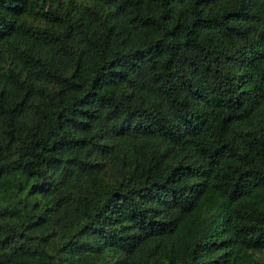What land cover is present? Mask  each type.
I'll list each match as a JSON object with an SVG mask.
<instances>
[{
    "label": "trees",
    "instance_id": "1",
    "mask_svg": "<svg viewBox=\"0 0 264 264\" xmlns=\"http://www.w3.org/2000/svg\"><path fill=\"white\" fill-rule=\"evenodd\" d=\"M0 264H264V0H0Z\"/></svg>",
    "mask_w": 264,
    "mask_h": 264
}]
</instances>
